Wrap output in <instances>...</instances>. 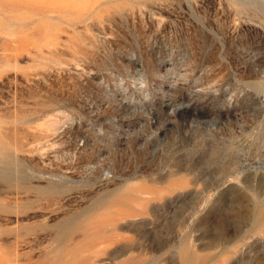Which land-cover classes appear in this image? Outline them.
<instances>
[{
    "label": "rangeland",
    "instance_id": "374dc122",
    "mask_svg": "<svg viewBox=\"0 0 264 264\" xmlns=\"http://www.w3.org/2000/svg\"><path fill=\"white\" fill-rule=\"evenodd\" d=\"M0 264H264V0H0Z\"/></svg>",
    "mask_w": 264,
    "mask_h": 264
}]
</instances>
